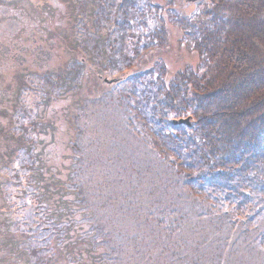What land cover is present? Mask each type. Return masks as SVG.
Returning a JSON list of instances; mask_svg holds the SVG:
<instances>
[{
  "label": "trees",
  "instance_id": "1",
  "mask_svg": "<svg viewBox=\"0 0 264 264\" xmlns=\"http://www.w3.org/2000/svg\"><path fill=\"white\" fill-rule=\"evenodd\" d=\"M55 1L36 0L35 11L50 13L51 53L63 43L73 53L49 72V100L69 101L71 144L87 116L113 112L146 150L150 170L136 174L157 164L176 190L165 180L146 184L145 203L111 220L103 210L112 200L86 187L87 168L82 179L73 165L67 179L54 177L32 141L36 130L28 135V110H15L0 129V264H162L184 259L187 244L219 260L227 249L238 256L241 244L247 260L264 259V0ZM184 4L197 9L189 15ZM170 27L181 32L175 44ZM169 48L178 51L175 73L158 57ZM108 77L117 82L107 86ZM181 118L191 125L173 124ZM76 215L89 229L74 233ZM191 215L224 227L212 235L191 228L190 240Z\"/></svg>",
  "mask_w": 264,
  "mask_h": 264
},
{
  "label": "rangeland",
  "instance_id": "2",
  "mask_svg": "<svg viewBox=\"0 0 264 264\" xmlns=\"http://www.w3.org/2000/svg\"><path fill=\"white\" fill-rule=\"evenodd\" d=\"M180 2L184 3L185 0H180ZM196 9L197 8L194 5L190 6L184 4V8L180 9V11H185L190 15L194 13ZM170 28L173 31L170 43L175 44L177 43L176 40L181 38V32L173 27ZM105 33L106 31L102 30L101 34L103 35ZM57 50L58 51H55V53L51 54L50 61V70L54 72L58 70L59 67H64L65 65L71 64V61L73 59V53H70L69 51H67V49H65L64 43L63 47L60 46ZM169 50H171V48H169ZM158 57H161L162 62L167 67H169L172 73L176 72L179 67V64L176 63V59L178 57L177 49H172L171 51L164 53L163 56ZM194 61H197V58ZM153 62H148L145 69L153 67L155 63ZM110 78L111 77H108V79ZM41 82L42 81H40V83ZM35 87L36 85H33L32 88ZM41 91L43 92V88H41ZM32 93L36 96L35 98L37 100L34 98L36 102H32L34 101V99L31 98L30 94L26 97L30 99V101L27 102L26 106L29 105L31 107L34 105L33 109L29 111L30 114L29 112L27 114L28 116L30 115V117L33 119L28 135H31V130L34 131L35 129L37 131L36 133L34 132L35 136L31 135V138L32 141L37 142V144L42 148V155L44 159L48 158V156L46 157V153L51 152L50 162L48 163V165L49 168L55 171L54 177L62 180L67 179L70 169L73 165L74 169L77 171V174L80 173V179H82L85 177L83 173L87 168L86 174H90V176L92 177V183L87 184L86 187H95L98 191L101 190L103 192V197L106 194V196L108 195V197L112 200L108 207H105L106 210H103L106 211V217L109 214L110 219L116 221L114 219V214L118 215V212L121 209L125 208V210H133V207H138L141 203L143 205V203H145V200L142 199L141 195H148V191L146 190H149L148 187H150L144 186L153 181L159 182L160 180H162L159 184H163L165 180L171 183L172 189L176 190L173 178H169L167 175H165V173H162L161 175L158 168L159 166H157V164L151 166L152 170L148 171V173L139 172L138 174H136L140 166L143 167L144 171L150 170V168L148 167L149 159L144 155L146 150H143L140 145H136V139L130 138L129 134L125 133V131L123 130L124 125H122V127L120 126L121 121L119 117L116 116L113 112L103 115L96 114L87 116L84 122L80 124L82 135L77 141H75L77 143L75 147L71 144V142L73 141V139H76V135L74 133V130L68 123L69 111H67V109L69 101L66 98L61 100L56 98L49 103L48 100L46 103L48 105V108L46 109L44 108L42 103L39 102V99L41 101V98H39L40 92L36 91ZM43 114H47L48 119H45L47 118L46 116H44L45 118L39 116ZM11 117H13L14 119L16 118L15 113L12 109L2 111V113L0 114V129L8 126ZM38 121L40 122V124H38ZM41 123L44 124V128L42 131ZM23 125H25V123ZM19 131L20 130H14L13 135L15 137H18L17 135L19 134ZM15 146L16 145H14L13 147ZM136 153L139 154L137 155ZM26 155L19 153V158L23 157V161H26ZM1 157L2 156L0 154V166L2 164ZM129 159L133 161L130 162ZM82 164H88V166L82 168ZM126 164H129L127 166L129 168L128 172L127 170H125ZM124 172L132 173L135 176L131 180L130 175L128 177V174H125ZM167 174L173 173L169 172ZM49 176L50 175H48V177ZM162 176L167 179L161 178ZM127 186L128 188L126 189ZM119 188L126 189L128 191L122 193L119 191ZM175 194H177V192ZM175 194H172L171 197L175 198ZM155 196L159 197V193L155 194ZM162 197L164 196H161L159 198ZM128 198L130 201L128 200ZM95 203L97 202H94V204H91V206L94 208L100 207ZM169 206L171 205L169 204ZM178 206L183 205L179 203ZM1 208L2 205L0 203V221H4L5 216L1 215ZM74 208L78 209L79 206L75 205ZM110 208H113L114 210H110L109 212ZM186 209H189V207ZM82 220L83 219L82 217H80V215H76L75 222L78 228L74 231V233H81L82 231L89 229L90 223L83 222ZM204 221L205 222L201 224L196 215H191V218L188 220L184 228V234L188 236L190 240H192L193 237H189L190 235H192V231H190L191 228H193V230L194 227L197 229H202L203 235H212L215 232V228L219 227V229H222V227H224V224L219 225L214 223V228L212 220L209 218H206V220ZM127 223L130 224L131 222ZM5 229H7V227L0 228V231L2 230L4 233ZM116 231V227H112V236H114ZM176 240L178 241V234L176 235ZM188 248H190V246L187 244L186 248L183 250L184 259L178 261V259L173 260L171 256H168L167 259L162 262V264H194V261H196L197 258H199V262H201V264H263L262 262L264 261V259L259 258L258 260V258L256 257H253V259L249 257V260H247L246 257L248 256L246 254L248 253H245V246L241 244L238 246V256H230L229 254H231V252H228L229 249H227L224 256H221L222 258L220 260L218 259L219 256L217 258V256L215 257L214 254H210L207 251L204 257H200V253L202 252L201 249L195 251L193 250V252H191V250H189Z\"/></svg>",
  "mask_w": 264,
  "mask_h": 264
},
{
  "label": "flooded vegetation",
  "instance_id": "3",
  "mask_svg": "<svg viewBox=\"0 0 264 264\" xmlns=\"http://www.w3.org/2000/svg\"><path fill=\"white\" fill-rule=\"evenodd\" d=\"M35 2L0 0V114L9 109L29 112L34 105L26 106L30 101L26 97L30 94L34 99L36 96L32 92L39 91L42 99L49 91L51 16L48 11L36 12ZM40 81L44 82L43 92ZM33 85L36 87L32 88Z\"/></svg>",
  "mask_w": 264,
  "mask_h": 264
},
{
  "label": "water",
  "instance_id": "4",
  "mask_svg": "<svg viewBox=\"0 0 264 264\" xmlns=\"http://www.w3.org/2000/svg\"><path fill=\"white\" fill-rule=\"evenodd\" d=\"M186 1H187V2H195V1H197V0H186ZM114 82H116V80H111V81H109L110 84H111V83H114ZM190 121H191L190 118L180 119V120L174 121L173 124H174V125L181 124V125H187V126H190V125H191Z\"/></svg>",
  "mask_w": 264,
  "mask_h": 264
}]
</instances>
